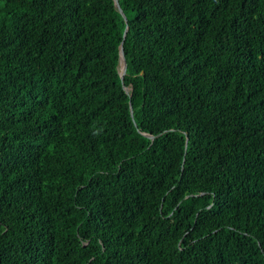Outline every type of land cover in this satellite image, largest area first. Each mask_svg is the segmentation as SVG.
<instances>
[{"label":"trees","instance_id":"16d2710c","mask_svg":"<svg viewBox=\"0 0 264 264\" xmlns=\"http://www.w3.org/2000/svg\"><path fill=\"white\" fill-rule=\"evenodd\" d=\"M118 2L0 0V264H264V0Z\"/></svg>","mask_w":264,"mask_h":264},{"label":"water","instance_id":"95a60500","mask_svg":"<svg viewBox=\"0 0 264 264\" xmlns=\"http://www.w3.org/2000/svg\"><path fill=\"white\" fill-rule=\"evenodd\" d=\"M114 2V6L115 8L118 10V12L124 17V14L121 10V7L119 5L118 0H113ZM125 18V17H124ZM121 59H123V65H122V69H121V65H120V61ZM118 71L120 73V77L121 79L123 78L125 72H126V62L124 60V54H123V48L122 46L120 47V52H119V64H118ZM123 89L126 91V93L130 96L131 95V88L126 86V85H122ZM147 137H149L150 139H153L154 137H152L151 135H146Z\"/></svg>","mask_w":264,"mask_h":264},{"label":"bare ground","instance_id":"6f19581e","mask_svg":"<svg viewBox=\"0 0 264 264\" xmlns=\"http://www.w3.org/2000/svg\"><path fill=\"white\" fill-rule=\"evenodd\" d=\"M120 65H121V69H122L123 59H121V61H120Z\"/></svg>","mask_w":264,"mask_h":264}]
</instances>
